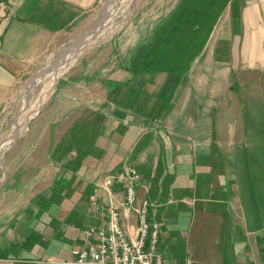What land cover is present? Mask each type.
<instances>
[{"label": "crops", "instance_id": "0c3cea01", "mask_svg": "<svg viewBox=\"0 0 264 264\" xmlns=\"http://www.w3.org/2000/svg\"><path fill=\"white\" fill-rule=\"evenodd\" d=\"M1 1L9 8L0 11V111L75 22L113 2ZM231 3L193 59L188 82L172 92L175 82L167 92L160 84L175 79L179 67L148 74L154 83L147 88L139 73L127 76L121 69L109 76L88 70L62 84L53 115L77 119L50 143L44 168L56 166L62 174L44 175L43 183L52 187L37 189L23 205L38 197L42 202L17 212L14 229L0 227V264H76L72 249L91 250L98 243L86 230L108 222L111 204L134 232L137 218L122 206L124 184L109 190L97 184L123 165L140 172L137 192L149 200L150 218L160 224L163 264H264L256 205L239 185L245 169L239 158L248 153L245 118L258 128L264 124V0ZM49 126L51 139L55 130ZM75 149L78 157L68 160ZM54 184L60 187L50 191ZM2 209L0 221H6Z\"/></svg>", "mask_w": 264, "mask_h": 264}, {"label": "rangeland", "instance_id": "374dc122", "mask_svg": "<svg viewBox=\"0 0 264 264\" xmlns=\"http://www.w3.org/2000/svg\"><path fill=\"white\" fill-rule=\"evenodd\" d=\"M109 4L106 10L97 7L87 18L75 22L73 29L61 38L60 46L33 67L0 111V206L6 218L0 221V227L14 229L20 221L19 215L42 202L38 197L33 204L23 205L37 189L52 187L43 183L44 175L62 174L56 166H50L48 171L44 168L50 162V143L60 136L63 138L77 119L74 115L63 119L53 115L56 95L66 86L63 83L88 70L92 74L93 69H98L94 74L100 76L112 75L119 69L129 76L132 62L136 61L142 64L138 77L143 80L144 88L154 83L152 77H145L148 74L154 76L162 71L174 73L176 68L182 69L174 73L175 79L167 78L160 84L167 92L169 84L175 82L172 92L181 82H188L186 76L193 59L203 51V43L217 20L224 19L233 6L231 0H113ZM105 26L110 28L105 36L88 47L83 46L77 56L67 59L63 48L84 40L98 27L103 32ZM155 67L158 72L148 71ZM49 82L52 88L45 93ZM245 119L248 137L244 142L248 153L239 158V167H245L239 171V185L244 196H249L256 205L255 218L264 232V124L258 128L257 122L248 123L250 119ZM52 123L55 132L50 139ZM77 152V149L69 151L68 160L78 157ZM73 183L75 187L80 186L76 179ZM58 187L60 184H54L50 191Z\"/></svg>", "mask_w": 264, "mask_h": 264}, {"label": "built area", "instance_id": "2783aa9c", "mask_svg": "<svg viewBox=\"0 0 264 264\" xmlns=\"http://www.w3.org/2000/svg\"><path fill=\"white\" fill-rule=\"evenodd\" d=\"M9 5L0 3V11ZM1 48V45H0ZM140 172L132 165H123L121 170L109 172L99 181L104 190L115 183L124 184L126 197L123 208L133 213L138 226L134 232L121 223V211L116 204L109 207V220L86 230L87 236H96L98 243L88 250L86 247L72 249L76 264H163V256L158 250L160 224L150 218L151 203L141 198L137 192Z\"/></svg>", "mask_w": 264, "mask_h": 264}, {"label": "bare ground", "instance_id": "6f19581e", "mask_svg": "<svg viewBox=\"0 0 264 264\" xmlns=\"http://www.w3.org/2000/svg\"><path fill=\"white\" fill-rule=\"evenodd\" d=\"M124 2V1H123ZM110 5V4H109ZM121 5V3H120ZM113 22V21H112ZM108 23V21H107ZM103 24V23H102ZM102 27V26H100ZM100 27H98V29H94L91 33H89L87 36H85L84 40L82 39L80 42L78 40L79 43L77 44H73L72 47H68V49H66L65 53L67 55V59L69 58H73L75 56H77V54L82 51V47L83 46H89L92 45L93 43L97 42L100 38H102L103 36H105V34L109 31L110 28L107 29V27L105 26V29L103 30V32H100ZM112 27V26H111ZM76 43V42H75ZM69 61V60H68ZM67 65V64H65ZM59 72V71H58ZM51 82L47 83V90L45 91L48 92L51 87ZM28 119V118H27Z\"/></svg>", "mask_w": 264, "mask_h": 264}, {"label": "trees", "instance_id": "16d2710c", "mask_svg": "<svg viewBox=\"0 0 264 264\" xmlns=\"http://www.w3.org/2000/svg\"><path fill=\"white\" fill-rule=\"evenodd\" d=\"M132 72L134 73V74H138V73H140L142 70H141V65L142 64H140V63H136V61H133L132 62ZM148 71H152V72H158V69L155 67L154 69H150V70H148ZM105 84L106 85H108V86H112L113 84L112 83H109V82H107V81H105Z\"/></svg>", "mask_w": 264, "mask_h": 264}, {"label": "water", "instance_id": "95a60500", "mask_svg": "<svg viewBox=\"0 0 264 264\" xmlns=\"http://www.w3.org/2000/svg\"><path fill=\"white\" fill-rule=\"evenodd\" d=\"M80 42V41H79ZM79 42H77V43H79ZM77 43H75V44H77ZM65 49H67V48H63L62 50H65Z\"/></svg>", "mask_w": 264, "mask_h": 264}]
</instances>
